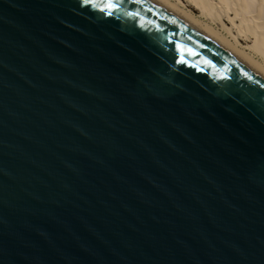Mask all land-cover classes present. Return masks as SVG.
Returning <instances> with one entry per match:
<instances>
[{
  "label": "water",
  "instance_id": "water-1",
  "mask_svg": "<svg viewBox=\"0 0 264 264\" xmlns=\"http://www.w3.org/2000/svg\"><path fill=\"white\" fill-rule=\"evenodd\" d=\"M0 264H264V79L149 0H0Z\"/></svg>",
  "mask_w": 264,
  "mask_h": 264
},
{
  "label": "bare ground",
  "instance_id": "bare-ground-1",
  "mask_svg": "<svg viewBox=\"0 0 264 264\" xmlns=\"http://www.w3.org/2000/svg\"><path fill=\"white\" fill-rule=\"evenodd\" d=\"M149 1L154 3L157 6L161 7L162 9L166 10L167 12L171 13L172 15L176 16L177 18L181 19L190 28H192L193 30L202 34L203 36H205L207 39H209L210 41H212L213 43L218 45L221 49L226 51L232 57H234L235 59H237L238 61H240L244 65H246L248 68H250L257 75H259L261 78L264 79V27H260V24H264V0H221L220 2L217 3V4H219V3L223 2L225 5V9L227 7L229 10H234L233 6L234 5L236 6V4H237L238 6H237L236 10H239L240 12L243 13L242 19L245 18L249 22L251 20H253L251 22H253V24L256 23L255 26L257 28H261V30H259V29L254 30V29H250V27H248L249 25L246 26L249 28L248 32H250L252 37L254 38L253 45H251V46H244L240 42V39H239V37L241 35L238 37L235 34L231 33L230 30L232 28H230V30L226 29L224 31V33L226 35H228L227 38H225L224 36H221V34L217 33V31H214L209 26H207L206 24H203L204 22L199 20L197 18L198 16L195 17L190 12H188V10L187 11L184 10L185 5L182 2V0H149ZM188 1H190L191 2L190 4H192L197 10H199V12L201 13L200 14L201 19L205 20L206 17L211 16V8H213L211 6L212 0H188ZM219 5H221V4H219ZM221 11H222V8H221ZM221 11H219V12H221ZM225 13L226 12H223L222 15L224 16ZM236 17H238V16L236 15ZM236 17H235V20H237ZM232 18H234V17H232ZM245 19L243 20V22L246 23ZM230 20L232 23L233 20L232 19H230ZM240 20H241V18H240ZM228 21L229 20H227V22ZM233 22H235V21H233ZM246 24H248V23H246ZM246 24H244V25H246ZM241 26H243V25H241ZM213 29H214V27H213ZM239 33H241V32L239 31L238 34ZM242 33H244V32H242ZM248 51H251V52L253 51L254 54L256 53V54L260 55L262 60H263L262 61L263 63H259V62L255 61L253 59V57L250 56Z\"/></svg>",
  "mask_w": 264,
  "mask_h": 264
},
{
  "label": "rangeland",
  "instance_id": "rangeland-1",
  "mask_svg": "<svg viewBox=\"0 0 264 264\" xmlns=\"http://www.w3.org/2000/svg\"><path fill=\"white\" fill-rule=\"evenodd\" d=\"M221 0H212V2H211V6L213 7V8H211V16L210 17H206V19L204 20V19H201V17H200V12H199V10H197L192 4H190L191 2L190 1H188V0H182V2L184 3V5H185V7H184V10H188V12H190L193 16H198L197 18L199 19V20H201L202 22H204L203 24H206L207 26H209L212 30H214V31H217V33H219V34H221V36H224L225 38H227L228 37V35H226L225 33H224V31L226 30V29H228V30H230V28H232L230 31H231V33H233V34H235L236 36H240L239 37V39H240V42L244 45V46H251V45H253V42H254V38L252 37V35H251V33L250 32H248V27H250V29H254V30H261V28H257L255 25H256V23H254L253 24V22H251V21H253V20H251L250 22L249 21H247V19H245V21H246V23H248V24H246L245 22H243V20L244 19H242L243 18V13L242 12H240L239 10H236L237 9V4H236V6L234 7L233 6V9L234 10H229L227 7H226V9H225V5H224V3L223 2H221V3H219V4H221V5H219V4H217L218 2H220ZM219 6V7H218ZM240 6V5H239ZM219 10V11H221V8H222V11L221 12H219L217 9ZM238 11V12H237ZM217 12V13H216ZM223 12H226L225 14H224V16L222 15L223 14ZM232 13V14H231ZM240 13V14H239ZM213 15V16H212ZM222 17H221V16ZM229 15V16H228ZM232 15V16H231ZM236 15L238 16V17H236ZM228 16V17H227ZM231 17V18H230ZM232 17H234V18H232ZM235 17H236V19L237 20H235ZM241 18V20H240V18ZM220 18V19H219ZM232 19L233 21H235V22H233L232 21V23H231V20L230 19ZM239 18V19H238ZM259 18V17H258ZM208 20V21H207ZM211 20V21H210ZM214 20V21H213ZM217 20V21H216ZM227 20H229L228 22H227ZM216 21V22H215ZM242 21V22H241ZM218 23V24H217ZM242 23V24H241ZM246 24V25H244V24ZM250 23V24H249ZM227 24V25H226ZM225 27H224V26ZM240 27H239V26ZM241 25H243V26H241ZM249 25V26H248ZM214 27V29H213V27ZM245 26V27H244ZM246 26H248V27H246ZM253 26V27H252ZM259 26V25H258ZM239 27V28H238ZM260 27H264V24H260ZM243 28V29H242ZM257 28V29H256ZM242 29V30H241ZM245 30V31H244ZM241 32V33H239L238 34V32ZM242 32H246L245 34L244 33H242ZM248 32V33H247ZM243 34V35H242ZM226 35V36H225ZM249 35V36H248ZM248 53L250 54V56L251 57H253V59L255 60V61H257V62H259V63H263L262 61V58H261V56L260 55H258V54H254V52L252 51H248Z\"/></svg>",
  "mask_w": 264,
  "mask_h": 264
}]
</instances>
